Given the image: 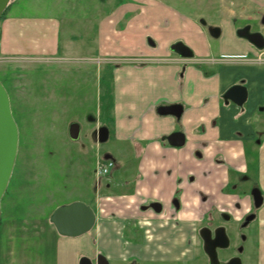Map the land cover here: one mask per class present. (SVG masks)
Listing matches in <instances>:
<instances>
[{
    "label": "rangeland",
    "instance_id": "obj_1",
    "mask_svg": "<svg viewBox=\"0 0 264 264\" xmlns=\"http://www.w3.org/2000/svg\"><path fill=\"white\" fill-rule=\"evenodd\" d=\"M102 1L105 0H14L19 12L23 9L28 15L41 13L40 16L56 17L60 23L61 50L51 59L0 57V82L10 96L19 129L16 163L1 204L0 264H72L78 251L79 260L88 257L93 261L98 254H105L106 249L98 242L87 243L80 238L82 236L63 237L51 223L58 207L74 202L90 205L101 221L126 222L125 236L133 245L131 253L137 256L126 263L110 261V264H160L161 257L172 259L171 256L181 255L183 251L189 257L193 255L194 244L182 249L179 245L182 241L176 239L181 233L180 223L186 219L143 215L133 207L128 208V203L121 199L107 198L110 193L104 192L111 190L108 180L116 168L108 177L97 178L98 163L110 155L122 165L119 173L134 170L136 165L134 147H126L115 140L113 99L106 92L112 88L113 59L136 56L122 52L123 36H140L137 28L134 31L127 28L128 17L138 16L140 10L156 13L150 11L149 1L145 0L110 2L112 6L116 3H137L140 6L137 13L126 15V21L121 22L118 29L121 31L120 38L118 36L120 45L114 43L120 47L119 55L114 58L116 54L107 53L110 48L98 38L99 23L113 8L110 3L102 6ZM242 1L243 5L241 0H152L153 4L159 2L165 12L149 14L151 22L146 31L152 32L150 36L155 39H148V52L144 56H164L166 49L170 50L177 40L170 44L172 38L180 34L172 33L161 23L155 36L156 20L182 16L193 17L197 29L190 37L185 33V39L181 38L179 42L192 48L195 55L199 52L205 54L201 58L210 56L218 60L220 57L216 51L207 54L208 44L214 49L222 43L223 38L213 35L210 29L223 18L235 17L238 29L250 24L253 31L264 30V10H259L251 0ZM96 5L100 8L97 9ZM75 122L81 126L78 141L69 136V127ZM262 122L258 127L262 128L263 134L258 137L264 140V113ZM101 125L109 128L110 138L106 143H95L93 134ZM116 159L113 160L117 164ZM205 219L201 218L180 235L186 237L187 244L188 241L195 242V230ZM77 240L80 242H75ZM94 250H98V254L89 257ZM198 264L205 263L200 261Z\"/></svg>",
    "mask_w": 264,
    "mask_h": 264
},
{
    "label": "crops",
    "instance_id": "obj_2",
    "mask_svg": "<svg viewBox=\"0 0 264 264\" xmlns=\"http://www.w3.org/2000/svg\"><path fill=\"white\" fill-rule=\"evenodd\" d=\"M145 1H149L150 11L155 10L156 13L140 10L138 16L128 17L127 28L130 31L137 28L140 36H123L122 52L136 55L125 59L117 58L120 47L114 43L120 45L121 31L118 29L121 22L126 21L125 16L137 13L140 6L137 3L112 6L110 2L114 3V0L102 1V6L110 3L113 7L100 21L98 29L99 40L110 48L107 53L116 54L113 57L117 58L113 59L112 88L106 92L113 99V135L119 143L134 147L136 161L134 170L119 173L122 165L110 155L117 164L111 180H108L111 190L104 194L110 193L106 196L114 201L121 199L127 202L128 208L133 207L143 215H149L141 211L146 209L148 202L158 201L163 205L165 215L169 216L175 212L174 201L178 200L181 209L176 212L177 216L186 219L180 223L181 235L201 218L225 208L232 210L234 203L241 202L227 190L230 173L246 170L249 162L247 147H262L259 152V180L264 190V140L255 145L258 132L263 131L258 125H261L264 113V61H257L262 52L237 36L238 21L235 17L223 18L211 28L218 29L223 38L214 49L208 44L207 54L212 55L216 51L220 57L218 60L210 56L201 58L205 54L200 52L195 59L186 60L174 57L172 54L175 53L168 48L160 58L144 56L148 52V39H155L150 36L152 32L146 31L151 22L149 14L165 12L159 2ZM251 1L259 10H264V0ZM15 3L0 22V57L18 60L57 57L61 43L60 23L56 17L40 16V12L39 15H28L23 9L19 12ZM243 3L241 0L240 4ZM96 8L100 6L96 5ZM193 19L182 16L171 20L159 18L157 26H154V35L157 36L158 27L163 23L172 33L180 32L170 41L172 44L177 39L174 43H178L181 38L185 39V33L190 37L197 29ZM132 59L166 61L137 64L129 62ZM121 60L124 62H116ZM239 84L248 89V100L243 107L227 102L224 96L231 87ZM172 106L183 108L180 117L159 113L160 109ZM174 133L184 134L186 142L182 148L169 144L167 139ZM197 152L202 156H197ZM218 159L224 162L220 163ZM242 204L248 210L249 199H244ZM96 224L93 230L80 238L87 243L98 242L106 249L104 251L107 252L102 254L109 262L126 263L136 255L131 253L133 245L125 236V221H101L97 218ZM260 227L264 246V209L260 213ZM180 235L176 239L182 241L179 245L184 249L186 237ZM96 254L98 250L89 257ZM177 254L171 258L175 259ZM79 256L78 251L72 264H79Z\"/></svg>",
    "mask_w": 264,
    "mask_h": 264
},
{
    "label": "flooded vegetation",
    "instance_id": "obj_3",
    "mask_svg": "<svg viewBox=\"0 0 264 264\" xmlns=\"http://www.w3.org/2000/svg\"><path fill=\"white\" fill-rule=\"evenodd\" d=\"M247 27L250 28L249 33H261L264 36V31H253V25L250 24L238 29V31ZM210 30L213 35L217 37L220 36V31L218 29L213 28ZM259 51L262 52V54L261 56H258V58L260 57L262 61H264V50ZM193 59H195V57ZM226 101L228 102V100ZM90 121L92 122L93 119L90 118ZM102 127H104V125L98 127V130ZM262 132L263 131L258 132L255 145L261 144L263 141L258 137L259 134H263ZM257 146L258 147H247V157L249 162L246 164V170L242 173H230L229 188L227 192L228 194L238 197V200H241V202L238 201L234 203L232 205V210L225 208L214 211L211 215L206 216L203 225L195 230V242L188 241L187 244L186 241L187 246L194 244L192 246V257L187 256L186 253H181V255L177 254L178 256L175 259L167 257L165 260V258L161 257L158 260L160 261V264L172 262H175L176 264H198L200 261H203L205 264H212V258L205 248L206 242L202 235L204 230L207 231L206 234L212 241L217 240L218 243L224 244L223 246H218L216 248L217 259H215V264H264V246L261 242L260 232V213L264 209V190L262 189L259 180V152L262 147H259L260 145ZM196 154L197 156H202L201 152H197ZM110 159L113 160V158ZM218 161H220V163L224 162L223 159H218ZM246 198H248L250 202L248 210H246L242 204V201ZM145 207L146 209L141 210L142 212H148L149 215L151 214L155 217L166 216L163 205L158 201H150ZM158 208H161L160 212L157 211ZM180 209L181 206L179 201L175 200V212L169 216L177 218L178 216L176 212ZM145 221H147V219H145ZM220 231H223L222 238L224 239V242L219 238ZM100 255L103 254H98L97 259ZM97 259L93 260L94 264H97Z\"/></svg>",
    "mask_w": 264,
    "mask_h": 264
},
{
    "label": "water",
    "instance_id": "obj_4",
    "mask_svg": "<svg viewBox=\"0 0 264 264\" xmlns=\"http://www.w3.org/2000/svg\"><path fill=\"white\" fill-rule=\"evenodd\" d=\"M11 0H0V20L4 11L8 8ZM250 28L239 30L238 37L246 39L258 50H264V36L261 33H249ZM171 51L182 59H193L194 51L183 42H178L172 45ZM225 99L233 102L239 107L244 106L248 100V89L244 85H234L225 93ZM183 108L181 106H172L159 110L161 115H174L180 117ZM81 134V126L79 123H72L69 127V136L73 141H78ZM110 138V130L107 127H102L93 134L95 143H106ZM168 142L175 148H182L185 145L186 139L183 133H174L168 137ZM19 146V129L12 113L10 96L0 82V217L1 204L6 190L9 186L15 163L18 154ZM108 156L106 159H110ZM161 208L157 211L160 212ZM51 221L58 233L63 237L76 238L89 233L94 229L97 223V215L94 209L84 202H74L72 204L62 205L56 209L51 217ZM203 231L202 235L205 238V248L207 253L212 258V264H215L216 248L224 244L218 241H212ZM220 239L223 231L219 232ZM207 235V236H206ZM79 264H94L88 257H82ZM97 264H110L106 256L100 255L97 259Z\"/></svg>",
    "mask_w": 264,
    "mask_h": 264
},
{
    "label": "built area",
    "instance_id": "obj_5",
    "mask_svg": "<svg viewBox=\"0 0 264 264\" xmlns=\"http://www.w3.org/2000/svg\"><path fill=\"white\" fill-rule=\"evenodd\" d=\"M165 61L166 60H164V59H132L129 62L141 64V63H150V62L158 63V62H165ZM173 61L175 62L174 59H173ZM257 61L262 62V59L259 57V58H257ZM116 62L122 63L124 61L121 60V61H116ZM115 167H116V163L112 159H108V160H104L102 162H99L98 166H97V178L98 179H100V178L104 179V178L108 177L109 174L115 169Z\"/></svg>",
    "mask_w": 264,
    "mask_h": 264
},
{
    "label": "trees",
    "instance_id": "obj_6",
    "mask_svg": "<svg viewBox=\"0 0 264 264\" xmlns=\"http://www.w3.org/2000/svg\"><path fill=\"white\" fill-rule=\"evenodd\" d=\"M14 2V0H11V2H10V4H9V6H8V8L4 11V13H3V15H2V18H1V20H0V22L3 20V19H5V17H6V15H7V13H8V11H9V9H10V7H11V5H12V3ZM52 223V222H51ZM53 224V223H52ZM59 234V233H58ZM60 235V234H59Z\"/></svg>",
    "mask_w": 264,
    "mask_h": 264
}]
</instances>
